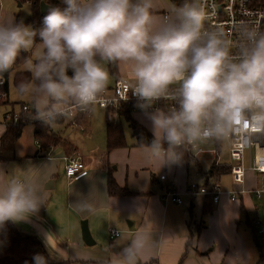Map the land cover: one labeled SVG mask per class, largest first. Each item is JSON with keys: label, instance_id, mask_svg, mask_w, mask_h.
<instances>
[{"label": "clouds", "instance_id": "clouds-1", "mask_svg": "<svg viewBox=\"0 0 264 264\" xmlns=\"http://www.w3.org/2000/svg\"><path fill=\"white\" fill-rule=\"evenodd\" d=\"M204 19L195 0L163 20L153 14V0H60L38 29L23 20L0 22V73L38 40L39 54L25 61L31 79L18 91L37 119L50 122L98 103L109 81L102 61L128 65L132 97L150 120L145 147L163 165L178 164L186 145L226 138L238 126H264V31L242 22L234 52L232 39L206 30ZM162 99L169 105L154 107ZM41 203L31 182L13 174L0 190V226L28 221ZM145 242L133 239L119 264H136ZM34 261L47 264L42 255Z\"/></svg>", "mask_w": 264, "mask_h": 264}, {"label": "crops", "instance_id": "crops-1", "mask_svg": "<svg viewBox=\"0 0 264 264\" xmlns=\"http://www.w3.org/2000/svg\"><path fill=\"white\" fill-rule=\"evenodd\" d=\"M159 2L153 0V13H168ZM158 18L163 20V16ZM107 63L112 75L107 88L113 87L118 78L131 75L128 65ZM7 101L9 104L5 109L14 108L9 102V91ZM142 126L152 135L146 126ZM6 129L0 125V143ZM18 141L13 151L0 152V190L13 174L35 187L42 201L40 210L28 221L12 223L23 234L36 237L54 264H119L123 250L133 239L142 236L146 242L138 252L136 264H264L253 227L257 219L264 222V199H257L250 193L232 202L224 194L215 204L210 197L184 195L191 183L202 186L218 183L224 193L243 188L251 191L264 185L262 174L249 171L244 176H237L231 173V140L228 136L205 143L212 145L214 150L204 147L206 153L199 158L192 153L200 167L183 162L163 165L154 157L147 166L144 147H131L134 149L129 151L127 160L119 156V152L128 145L103 154L92 141H87L90 142L89 153L82 150L80 159L84 160L88 173L76 181H70L65 175L66 159L56 158L65 153L61 146L56 148L54 157L48 159L49 150L40 147L34 131L31 142ZM225 142L228 143L229 159L223 161ZM204 156H210L207 159L210 167H201ZM215 162L230 167V172L211 176L209 172ZM195 165L197 167H193ZM110 172L118 186L131 194H108ZM162 176L167 178L165 184L161 181ZM165 185L181 194L182 204L163 199ZM205 208L210 213L204 215ZM83 222L90 235V245L83 240ZM111 230L117 231L119 237L110 238Z\"/></svg>", "mask_w": 264, "mask_h": 264}, {"label": "built area", "instance_id": "built-area-1", "mask_svg": "<svg viewBox=\"0 0 264 264\" xmlns=\"http://www.w3.org/2000/svg\"><path fill=\"white\" fill-rule=\"evenodd\" d=\"M204 11V28L208 31H220L232 39L234 45L233 51L238 50L236 44L238 40L237 29L243 23L258 26L264 31V0H195ZM170 14L163 15V19ZM7 85L6 77L0 73V99L7 100L8 93L4 91ZM169 102L160 100L156 102L154 107L166 108ZM94 106H98L105 111L117 110L125 107L132 114L142 113L136 107V100L132 97V77L131 75L123 76L115 81L111 88H106L105 92L101 95L100 100ZM80 110L79 108H70L67 114L58 117L69 119V126L76 131H86L89 126V118L91 109ZM4 109L0 113V125L8 127L24 126L28 123L36 124L42 121L36 118V115L31 116L34 111L27 105H22L20 110L16 111L14 108ZM88 123V125H86ZM228 137L231 140L229 149V157L232 162L231 173L237 176H244L247 172L264 175V126L262 125H249L238 126ZM217 141L211 139L208 141L197 142L193 145H186L196 158L201 157L206 153V149L202 146L205 143ZM57 147L49 149L48 159L54 157ZM67 163L65 166V175L70 181H76L85 177L88 173V167L84 160L80 159L79 153L74 150L71 155L65 157ZM161 181L165 184L167 181L166 176L161 177ZM254 194L257 199H264V185L261 188L254 190L241 189L239 191H232L224 193L218 183L212 185H199L191 183L185 190L184 195L190 198L197 196L210 197L212 202L217 204L224 194H227L230 201L235 202L239 196ZM163 199L166 202L182 204L181 194L174 188L165 185ZM255 235L260 243L262 255L264 258V222L257 219L253 223ZM119 237V233L115 230L110 231V238Z\"/></svg>", "mask_w": 264, "mask_h": 264}, {"label": "trees", "instance_id": "trees-1", "mask_svg": "<svg viewBox=\"0 0 264 264\" xmlns=\"http://www.w3.org/2000/svg\"><path fill=\"white\" fill-rule=\"evenodd\" d=\"M19 3H29L31 7V16L25 22V24H31L34 28H40L42 26L43 17L47 14L41 13V3H45L48 7L54 5H60V0H16ZM172 9L174 6L180 7L185 3H192L193 0H168ZM62 6V5H61ZM39 41H36L38 44ZM12 68L8 71L2 73L7 79V85L4 91L8 93V79L9 73ZM30 80L29 75L19 76L18 83ZM17 82V78H16ZM8 101L0 99V107L6 106ZM36 115L33 113L31 116ZM110 115H117V117L125 118L130 124L132 129L133 137L136 139L137 147H144L151 142L152 135L137 121L132 118V113L125 107H121L114 112L113 110L106 111V144L108 153L127 147L125 133L122 128V124L116 123L115 120L110 117ZM66 119L64 117H57L54 121L44 122L38 121L34 127V138L44 150H49L52 147L61 146L65 154L71 155L74 148L69 147L59 133H54L52 130V125L64 123ZM23 126L18 127H8L5 134L1 138L0 152L13 151L17 141L22 135ZM72 150V151H71ZM183 152V159L181 162L190 165L195 163L199 166L196 158L192 155L191 149L189 147H183L181 149ZM219 153V151H218ZM200 167V166H199ZM209 174L211 176H219L230 172V167L218 165L216 162L212 164ZM108 194L110 196H127L131 194L126 188H121L116 183L112 173L108 175L107 183ZM210 213L207 208L204 209L203 214ZM0 236H1V248H0V264H35L34 257L36 255H42L45 257L47 264H54L47 256L45 250L43 249L40 242L36 237L23 234L20 232L16 226L8 221L4 225L0 226Z\"/></svg>", "mask_w": 264, "mask_h": 264}, {"label": "rangeland", "instance_id": "rangeland-1", "mask_svg": "<svg viewBox=\"0 0 264 264\" xmlns=\"http://www.w3.org/2000/svg\"><path fill=\"white\" fill-rule=\"evenodd\" d=\"M160 5L163 6V10H166L169 14L172 13L173 9L169 3L168 0H159ZM157 6V5H156ZM155 16H163V13L157 12L153 13ZM31 16V7L29 3H19L16 0H0V22L3 21H20L23 20L25 23ZM31 25V24H28ZM32 26V25H31ZM39 44V43H38ZM38 44H35L33 49L28 52H21L18 56L15 64L12 66V69L9 73V102L12 104L16 111L20 110V107L22 105L29 106L32 110H35L33 104L24 96H21L18 87L20 83H18V77L19 76H25L29 75L31 79V73L27 71L25 68V61L27 58H35L39 54V49L37 47ZM103 65H107L105 68L106 71L109 73V81L112 77L107 61L101 62ZM17 78V82H16ZM9 104V103H8ZM4 109H0V113L3 112ZM116 123H121L122 128L125 133L126 142L128 145V148L123 149V151L119 152V156L122 158L129 159V151H133L136 147V139L133 137L132 129L130 127V124L127 122V120L123 117L119 118L117 115H110ZM132 118L137 121L139 124H143L147 127V129L150 131V120L146 113H133ZM89 126L86 127V131H76L72 127L69 126V119L67 118L64 123L61 124H54L52 125V129L54 132L61 134L62 137L66 138L70 144H72L75 148H77L79 155L82 156V150H84L86 153H89L88 151V143L87 141H92V143L95 144L96 149L99 153L104 152L103 154H108V151L106 149V111L103 109H100L98 106H94L91 109V115L89 118ZM88 125V123H86ZM34 124L28 123L25 124L22 128V136L19 139L18 142L20 143H26L32 141V134L34 131ZM151 132V131H150ZM203 147L206 149L214 150V147L212 145H206L203 144ZM146 151V164L147 166H150V160L151 156L147 150V148H144ZM72 151V150H71ZM74 151V149H73ZM211 156V155H210ZM210 156H204V159L200 161L201 167H210V161L207 159L210 158ZM141 157V156H140ZM135 158V157H134ZM142 158V157H141ZM223 161H226L229 159L228 157V143L225 142L222 147V156ZM193 167H197L196 165ZM263 210V209H262Z\"/></svg>", "mask_w": 264, "mask_h": 264}, {"label": "water", "instance_id": "water-1", "mask_svg": "<svg viewBox=\"0 0 264 264\" xmlns=\"http://www.w3.org/2000/svg\"><path fill=\"white\" fill-rule=\"evenodd\" d=\"M48 6L45 3H41V13L45 14L48 10ZM90 145V142L88 143ZM92 149V148H91ZM66 154L65 153H60L59 155L56 156L57 159L59 158H65ZM82 229H83V240L87 245H90V235L87 231L86 223H82Z\"/></svg>", "mask_w": 264, "mask_h": 264}]
</instances>
